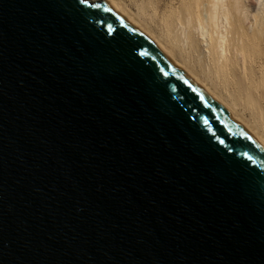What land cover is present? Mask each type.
Segmentation results:
<instances>
[{"label": "water", "instance_id": "95a60500", "mask_svg": "<svg viewBox=\"0 0 264 264\" xmlns=\"http://www.w3.org/2000/svg\"><path fill=\"white\" fill-rule=\"evenodd\" d=\"M0 264H264V143L118 0H0Z\"/></svg>", "mask_w": 264, "mask_h": 264}, {"label": "bare ground", "instance_id": "6f19581e", "mask_svg": "<svg viewBox=\"0 0 264 264\" xmlns=\"http://www.w3.org/2000/svg\"><path fill=\"white\" fill-rule=\"evenodd\" d=\"M264 143V0H118Z\"/></svg>", "mask_w": 264, "mask_h": 264}]
</instances>
